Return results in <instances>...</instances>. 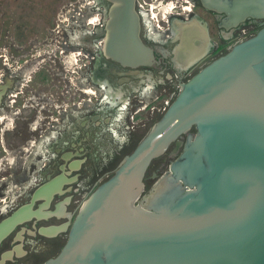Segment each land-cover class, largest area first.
Here are the masks:
<instances>
[{
    "label": "water",
    "instance_id": "water-1",
    "mask_svg": "<svg viewBox=\"0 0 264 264\" xmlns=\"http://www.w3.org/2000/svg\"><path fill=\"white\" fill-rule=\"evenodd\" d=\"M105 1L102 57L122 68L151 66L135 0ZM198 1L222 16L223 30L246 19L263 25L179 84L159 119L80 206L57 255L42 264H264V0ZM188 24L172 51L176 69H186L188 50L200 46L195 30L208 45L204 29ZM59 184H44L31 203L48 202ZM22 217L19 209L3 221L0 239Z\"/></svg>",
    "mask_w": 264,
    "mask_h": 264
},
{
    "label": "flooded vegetation",
    "instance_id": "flooded-vegetation-1",
    "mask_svg": "<svg viewBox=\"0 0 264 264\" xmlns=\"http://www.w3.org/2000/svg\"><path fill=\"white\" fill-rule=\"evenodd\" d=\"M91 3L102 16L85 19L91 30L75 26L70 21L74 15L67 11L58 20L60 25L48 28V36L38 38L35 45L27 33L43 31L45 26L23 24V17L12 27L11 37L0 40L5 50L0 54V90L4 87L0 96V224L15 211H23L21 221L0 239V264H42L55 257L75 209L88 197L82 181L89 150L96 152L91 154V170L96 173L98 159L109 163L117 156L135 129L148 124L141 123L140 116L161 113L178 93L179 84L196 73L211 50L219 53L222 42L230 48L263 25L262 20L246 19L223 30L219 27L222 16L203 9L198 0H135L139 38L152 51L154 62L128 69L102 57L109 4L105 0ZM192 20L204 29L208 45L200 30H195L200 46L188 50L186 69H176L172 51L179 30ZM88 97L95 98L93 108L88 106ZM58 178L59 187L48 202L38 198L31 203L35 191ZM62 225L63 230H49Z\"/></svg>",
    "mask_w": 264,
    "mask_h": 264
},
{
    "label": "rangeland",
    "instance_id": "rangeland-1",
    "mask_svg": "<svg viewBox=\"0 0 264 264\" xmlns=\"http://www.w3.org/2000/svg\"><path fill=\"white\" fill-rule=\"evenodd\" d=\"M91 1L93 0H0V40L7 41L12 33V27L16 24H20V20L22 17L24 18V23L28 26H45V29L40 32H29L27 35H32V41L35 45V42L40 37L48 36V28L59 24L58 20H62L65 18V14L67 11H71L70 14H73V18L70 19L75 21L77 25H84V28L91 30V26L85 25V19H102L100 9L93 8ZM144 7H147L143 4ZM79 14V15H78ZM24 15V16H23ZM204 20V17H201ZM66 22L65 24H67ZM60 25V24H59ZM7 32V33H6ZM102 41V40H101ZM229 47H226V44L222 42L219 48V53L215 50L210 52L209 58L204 60L203 64L194 70L193 73L197 72L203 65H205L210 60L217 58L219 55H223ZM5 54V50H1L0 46V54ZM189 79V78H188ZM98 94V92H97ZM174 96L168 100L167 106L174 99ZM165 99L167 96H161ZM168 99V98H167ZM166 99V100H167ZM91 103H88V106L93 108L95 106V98L88 97ZM78 101V100H77ZM164 106V105H163ZM163 112L157 114L156 116L150 117L147 113H144L140 116L141 123H147L145 128H136L135 132L131 138L130 143L123 146L120 152L115 156L109 163L103 162L102 159H98L97 163L94 164L96 169V173L91 170L92 157L91 154H95L96 152H92L89 150L88 153V163H85L84 172L85 180L82 181V184L85 188H88L87 195H89L100 183L104 182L107 178H109L115 169L119 160L134 148V146L138 143V141L143 137V135L147 132L150 126L159 119ZM108 149V146H107ZM174 149V146L171 145L168 148V151L162 156L151 161L148 171L144 176V180L151 178L152 172L158 170L159 165L161 163H165L167 155ZM109 152V150H108ZM90 154V156H89ZM99 155V154H98ZM100 156V155H99ZM101 158V157H100ZM97 164V165H96ZM93 167V166H92ZM81 184V185H82ZM71 207V206H70ZM73 209V207H72ZM76 212L78 210L75 209ZM61 239H63V235H61Z\"/></svg>",
    "mask_w": 264,
    "mask_h": 264
},
{
    "label": "built area",
    "instance_id": "built-area-1",
    "mask_svg": "<svg viewBox=\"0 0 264 264\" xmlns=\"http://www.w3.org/2000/svg\"><path fill=\"white\" fill-rule=\"evenodd\" d=\"M167 107H168L167 104H165V105L163 106V109H164V110H162V112H164V111L166 110Z\"/></svg>",
    "mask_w": 264,
    "mask_h": 264
}]
</instances>
